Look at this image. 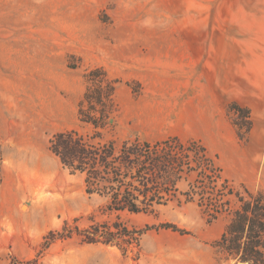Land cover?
I'll list each match as a JSON object with an SVG mask.
<instances>
[{
  "label": "rangeland",
  "instance_id": "1",
  "mask_svg": "<svg viewBox=\"0 0 264 264\" xmlns=\"http://www.w3.org/2000/svg\"><path fill=\"white\" fill-rule=\"evenodd\" d=\"M225 1L241 0H0V87L11 86L4 97L8 121L3 131L14 128L20 133L16 140L7 136L2 141L0 165L12 166L11 148L24 151L26 146L21 131L29 123L34 129L40 120L45 125L41 137L32 138V159H41L46 168L28 175L24 154L16 156L19 182L31 186L22 193L18 212H30L32 220L15 229L0 214V264H213L212 259L241 264L215 245L227 217L210 220L196 202L180 194L156 206L154 213H109L104 210L106 199L88 194L83 177L70 174L48 149L50 137L69 127L90 133L78 125L77 108L86 87L84 74L97 66L119 80L115 126L105 138H199L191 113V77L179 71L183 66L190 70L193 34L223 31L224 25L215 26L213 17H223ZM227 117L237 141H249L250 111L247 117L243 110L228 107ZM211 139L202 140L224 177L240 191L264 189V135L263 143L256 141L261 151L247 152L249 165L254 162L251 168L236 165L235 159L246 160L245 153ZM1 181L0 173V207H5L10 193ZM178 187L184 191L187 185L181 182ZM44 210L54 225L39 237L34 224ZM65 222L71 236L42 247L48 232L61 231ZM115 223L143 232L130 245L122 239L86 243L77 233L103 224L114 230ZM163 223L181 231L161 227Z\"/></svg>",
  "mask_w": 264,
  "mask_h": 264
},
{
  "label": "trees",
  "instance_id": "2",
  "mask_svg": "<svg viewBox=\"0 0 264 264\" xmlns=\"http://www.w3.org/2000/svg\"><path fill=\"white\" fill-rule=\"evenodd\" d=\"M84 77L86 87L77 116L78 125L90 133L77 128L56 132L48 141V149L70 174L83 177L85 191L104 197V210L109 213L150 214L156 206L183 195L185 201L196 202L210 220L227 217L215 245L228 259L264 264V192L246 187L238 190L198 140L183 141L177 136L155 142L105 138L115 126L119 80L101 66L88 69ZM229 107L249 116V111L236 103ZM181 182L187 185L184 191L178 187ZM160 226L179 230L171 223ZM67 227L65 222L61 231L50 230L42 247L53 239L70 237L72 231ZM113 227L94 225L77 233L86 243L109 244L122 239L130 245L143 232L118 223Z\"/></svg>",
  "mask_w": 264,
  "mask_h": 264
},
{
  "label": "crops",
  "instance_id": "3",
  "mask_svg": "<svg viewBox=\"0 0 264 264\" xmlns=\"http://www.w3.org/2000/svg\"><path fill=\"white\" fill-rule=\"evenodd\" d=\"M224 3L227 11L223 17H213L215 26L224 25L223 31L193 34L190 70H184L183 66L179 74L191 77L189 92L191 113L192 120L197 122L194 125L197 129V137H199L195 140L202 142L209 152L207 144L202 140L204 137L211 136V141L221 147L230 145L237 153L242 151L246 154V160L235 159L236 165L251 168L252 164L250 162L249 165L247 152L257 153L261 151L262 146L264 147L262 139L264 135V0L225 1ZM10 87H0L3 89L0 90V100L2 99L0 102V145L7 136H12L16 140L20 135L14 128L3 131V123L8 121L7 114L4 112V105L7 102H4V97L10 93ZM181 94L184 95L183 88ZM231 103L247 108L251 113L253 122L250 132L251 139L245 143L237 141L233 125L227 117V110ZM31 125L32 123H29V126L21 131V135L27 138L24 151H19L16 146H13L11 148L13 155L9 156L12 166L0 165L1 187L10 193L8 204L0 207V214L5 215L15 229L19 228L21 223L29 225L32 220L30 212H18L22 193L30 191L31 186L26 183L24 187L25 182H19L16 156L18 153L24 154L23 162L28 175L46 169L41 159L33 161L34 147L31 144L33 137L35 139L41 137L45 122L41 123L38 120V123L34 124V129ZM68 129L72 128L64 130ZM257 138H259L258 141ZM256 141L263 143L262 146ZM38 164L44 168H40ZM257 188L264 191L261 187ZM220 218L223 217L220 216ZM51 221L52 215L44 210L34 224L39 237L53 227L54 224ZM227 222L228 219L225 220L224 228ZM219 223L223 224V222ZM27 248L30 250L29 246ZM23 252L24 256L29 253L25 250ZM212 263L227 264L220 259H212ZM165 264L172 263L166 261Z\"/></svg>",
  "mask_w": 264,
  "mask_h": 264
}]
</instances>
